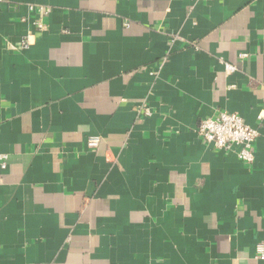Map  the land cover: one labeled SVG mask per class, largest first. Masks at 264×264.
Masks as SVG:
<instances>
[{
  "label": "crops",
  "instance_id": "1",
  "mask_svg": "<svg viewBox=\"0 0 264 264\" xmlns=\"http://www.w3.org/2000/svg\"><path fill=\"white\" fill-rule=\"evenodd\" d=\"M0 153V264H257L264 0H0Z\"/></svg>",
  "mask_w": 264,
  "mask_h": 264
},
{
  "label": "built area",
  "instance_id": "2",
  "mask_svg": "<svg viewBox=\"0 0 264 264\" xmlns=\"http://www.w3.org/2000/svg\"><path fill=\"white\" fill-rule=\"evenodd\" d=\"M30 8L38 15V27L46 30L42 16L49 13L51 9L37 5H31ZM23 44L24 47H28L29 40H25ZM225 66L227 75H231L236 69L230 63H226ZM197 132L206 143L213 145L216 149L233 151L235 147H238L236 153L242 161L249 164L255 161V143L259 137V131L248 125L239 114L227 110L219 111L216 115L201 120ZM100 142V135H91L86 144L90 149H96ZM8 159V154L0 153V171L7 169ZM255 259L257 264H264L263 243L257 245Z\"/></svg>",
  "mask_w": 264,
  "mask_h": 264
}]
</instances>
